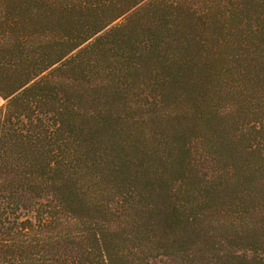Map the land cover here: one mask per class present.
Listing matches in <instances>:
<instances>
[{"label":"trees","instance_id":"obj_1","mask_svg":"<svg viewBox=\"0 0 264 264\" xmlns=\"http://www.w3.org/2000/svg\"><path fill=\"white\" fill-rule=\"evenodd\" d=\"M0 264H264V0H0Z\"/></svg>","mask_w":264,"mask_h":264},{"label":"rangeland","instance_id":"obj_2","mask_svg":"<svg viewBox=\"0 0 264 264\" xmlns=\"http://www.w3.org/2000/svg\"><path fill=\"white\" fill-rule=\"evenodd\" d=\"M1 102H2V100H1V98H0V104H1Z\"/></svg>","mask_w":264,"mask_h":264}]
</instances>
